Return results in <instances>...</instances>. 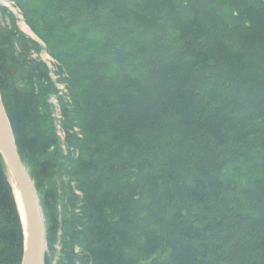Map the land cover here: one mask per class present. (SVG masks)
Listing matches in <instances>:
<instances>
[{"label":"trees","instance_id":"16d2710c","mask_svg":"<svg viewBox=\"0 0 264 264\" xmlns=\"http://www.w3.org/2000/svg\"><path fill=\"white\" fill-rule=\"evenodd\" d=\"M12 1L44 45L0 19L44 264H264V0ZM22 252L0 155V264Z\"/></svg>","mask_w":264,"mask_h":264},{"label":"water","instance_id":"95a60500","mask_svg":"<svg viewBox=\"0 0 264 264\" xmlns=\"http://www.w3.org/2000/svg\"><path fill=\"white\" fill-rule=\"evenodd\" d=\"M0 155L5 164L16 202L23 234L21 264H44L46 235L43 216L33 181L21 162L9 120L0 99ZM14 183V184H13ZM16 186L23 206L24 221L16 201Z\"/></svg>","mask_w":264,"mask_h":264},{"label":"rangeland","instance_id":"374dc122","mask_svg":"<svg viewBox=\"0 0 264 264\" xmlns=\"http://www.w3.org/2000/svg\"><path fill=\"white\" fill-rule=\"evenodd\" d=\"M2 10L5 11V13H3ZM4 14H6V15L8 14V15H10L13 18L16 28H18V30L21 33H23L27 37L33 39L34 41L38 42L39 44L42 45V47H44L43 42L37 36H35V34L26 25L25 21L23 20V16L21 14L20 9L18 8V6L15 5V3L12 0H0V19L2 20L3 24L8 25L10 23L9 17L8 16L5 17ZM38 57H39V60L44 65H46V67H47V69L49 70V73H50V78L52 79L53 82H55L57 80V78L54 76L56 62L47 53H45L44 51ZM57 90L59 91V95L60 96H63V95L66 94V90H65L64 86L57 85ZM50 102L54 106V115H56L55 118L59 119L60 115H59V112H58L57 101L55 99H51ZM56 121H58V120H56ZM59 127L60 126H57L58 137L61 138V140H63L64 139V135L58 129ZM64 151H65V149H64ZM26 170L29 173V168H26ZM37 197H38V195H37ZM38 201H39V198H38ZM15 204H16V202H15ZM39 204H40V201H39ZM16 208H17V206H16ZM40 208H41V206H40ZM41 212H42V209H41ZM17 213H18V210H17ZM43 222H44V220H43ZM52 264H55V261H53Z\"/></svg>","mask_w":264,"mask_h":264},{"label":"bare ground","instance_id":"6f19581e","mask_svg":"<svg viewBox=\"0 0 264 264\" xmlns=\"http://www.w3.org/2000/svg\"><path fill=\"white\" fill-rule=\"evenodd\" d=\"M14 188H15V195H16L15 198H16L17 203L19 204L20 215L22 217V220L24 221L23 206H22L21 201H20V196H19V193H18V190H17L16 186H14Z\"/></svg>","mask_w":264,"mask_h":264}]
</instances>
